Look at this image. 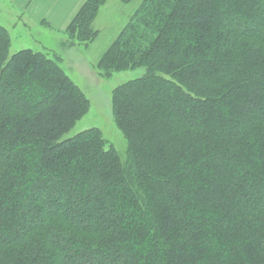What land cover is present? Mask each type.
<instances>
[{"label":"trees","instance_id":"16d2710c","mask_svg":"<svg viewBox=\"0 0 264 264\" xmlns=\"http://www.w3.org/2000/svg\"><path fill=\"white\" fill-rule=\"evenodd\" d=\"M107 1L58 31L68 44L98 37ZM13 28L0 23V264H264V0H140L98 64L146 69L113 90L126 157L97 127L65 137L89 99L46 45L11 54Z\"/></svg>","mask_w":264,"mask_h":264},{"label":"rangeland","instance_id":"374dc122","mask_svg":"<svg viewBox=\"0 0 264 264\" xmlns=\"http://www.w3.org/2000/svg\"><path fill=\"white\" fill-rule=\"evenodd\" d=\"M139 4L140 0H134L131 3L108 0L94 23V28L100 32L98 37L88 44L70 45L64 32L54 31L48 27V24L41 26L33 24L30 20L21 17L11 3L0 0L1 24L12 26L19 17L23 23H27L26 26L19 24L24 27L13 28L11 54L22 47L30 46L39 49L46 45L52 49V54L56 53L64 58L63 66L67 73L89 99L88 112L65 137H72L93 127L100 128L108 145L117 149L123 157L127 156L128 142L113 117V90L128 80L144 75L146 69L120 71L106 78L98 64L103 53L120 34Z\"/></svg>","mask_w":264,"mask_h":264},{"label":"crops","instance_id":"0c3cea01","mask_svg":"<svg viewBox=\"0 0 264 264\" xmlns=\"http://www.w3.org/2000/svg\"><path fill=\"white\" fill-rule=\"evenodd\" d=\"M21 17L33 24H48L54 31H64L70 25L86 0H6ZM18 22V23H17ZM26 26L20 17L14 23ZM29 23V22H28Z\"/></svg>","mask_w":264,"mask_h":264}]
</instances>
